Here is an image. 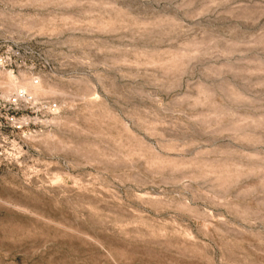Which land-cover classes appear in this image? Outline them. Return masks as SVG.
<instances>
[{
	"label": "rangeland",
	"instance_id": "374dc122",
	"mask_svg": "<svg viewBox=\"0 0 264 264\" xmlns=\"http://www.w3.org/2000/svg\"><path fill=\"white\" fill-rule=\"evenodd\" d=\"M0 264H264V0H0Z\"/></svg>",
	"mask_w": 264,
	"mask_h": 264
}]
</instances>
